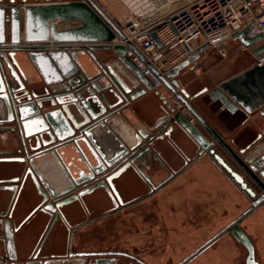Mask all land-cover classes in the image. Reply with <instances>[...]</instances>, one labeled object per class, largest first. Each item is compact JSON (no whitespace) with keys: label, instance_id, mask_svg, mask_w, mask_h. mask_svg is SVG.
<instances>
[{"label":"water","instance_id":"1","mask_svg":"<svg viewBox=\"0 0 264 264\" xmlns=\"http://www.w3.org/2000/svg\"><path fill=\"white\" fill-rule=\"evenodd\" d=\"M159 16L156 12L144 21ZM66 23L78 25L59 28ZM159 27L149 32L156 46L160 44L154 32ZM253 29L249 25L232 39L253 49L252 54L264 62V28H257L247 39ZM117 39H125L121 25L98 0H0V108L6 116L0 118V124H9L0 127V132H11L7 145L19 143L24 153L19 158L0 157V173L21 175L27 203L40 200L37 228L39 223H53L55 211L98 188L110 189L116 195L113 182L145 153L153 152L147 144L153 139H169L176 126L193 139L199 155L207 157L248 202L241 214L193 254L229 234L246 250V264H256L254 246L240 225L264 206V63L213 90L189 96L180 89L176 76L200 56L216 55L215 48L203 45L187 62L160 77L205 130L206 137L154 89L126 57L127 48L116 44ZM128 47L132 48L130 44ZM94 51L107 53L105 59L100 60ZM79 55L87 56L86 64ZM152 92L161 104L158 116L151 126L133 123L127 114L134 115L136 104ZM201 93L218 103L221 111L243 118L245 127L229 140L222 137L190 103ZM68 148L83 156V161L77 159L84 164L82 170L72 172L70 165L64 164L58 152H68ZM12 182L0 179V192L13 193V187L6 186ZM88 182L90 186H86ZM81 185L84 188L80 189ZM13 229V222L0 220V264H54L59 259L48 249L38 256L41 248L33 256L25 247L11 253L8 241ZM71 255L85 259L114 254Z\"/></svg>","mask_w":264,"mask_h":264},{"label":"crops","instance_id":"2","mask_svg":"<svg viewBox=\"0 0 264 264\" xmlns=\"http://www.w3.org/2000/svg\"><path fill=\"white\" fill-rule=\"evenodd\" d=\"M98 1L121 27L129 22L141 20L150 14L146 13L147 15L144 17H142L143 14L137 16L129 8H120L119 3L118 7H108L105 0L106 5L101 0ZM160 11L161 9L156 12ZM172 13L174 12H160L165 16ZM21 25L23 26V23ZM77 25L76 23H66L60 25L59 28ZM256 31L257 28L248 32L247 39L253 37ZM229 43L230 41L224 46V49L227 48L228 51L226 52L228 57L224 62L216 55L209 58L200 56L195 63L189 64L181 70L176 76L178 82L182 83L181 86H184L190 94H196L205 89L210 91L219 84L257 66L258 61L257 57L252 54L253 49L245 48L237 40L231 39L233 45ZM237 48L242 49L243 52L237 51ZM93 53L100 60L105 59L107 54L103 51H94ZM78 59L86 64L88 58L79 55ZM196 64L200 65L191 71ZM36 77L38 78V76ZM183 78L190 79L192 82L183 81ZM149 103L151 107L159 104L154 98ZM194 104L206 122L228 140L245 127L243 118L236 119V115L221 111L219 104L211 102L206 93H201L194 100ZM182 114L185 115L184 112ZM127 117L133 123L135 122L131 114H127ZM0 118H6L2 108H0ZM195 126L202 134L207 135L199 124L196 123ZM170 136L169 139L164 138L163 147L156 152L155 158L149 155L143 163L142 171L148 182L138 173L130 171L125 176L126 185L116 184L123 203L145 196L147 198L135 207L99 219V216L106 214L112 208L110 199L105 197L101 202L90 204L82 214L75 215L71 219L67 232L63 233V240L69 234L73 238L72 247L70 250L63 247V250L66 251L62 250L61 254H65L66 257L61 259L60 264H80L79 258L71 254L84 252L113 253L114 255L129 253L145 260L137 253L139 248L152 250L149 255L151 261L145 260L147 264H155L152 260H157V263L159 260L161 262L165 260L162 264H166L171 260L169 253H173L171 254L172 261H175L176 257V260L182 259L199 246L201 247L221 229V227L219 228L220 220L224 227L239 215H236V210L241 204H247L248 207L244 196L220 170L207 157L198 155V146L190 136L176 126ZM72 158L74 164L83 168V165L77 162V154L68 150L65 159L69 162ZM72 172L74 171L72 170ZM21 197V201L27 203V191L24 190ZM28 208L27 206L22 207V215L29 212ZM3 209L0 207V212ZM82 223L85 225L80 227ZM240 227L254 246L256 264H264V206L245 219ZM212 230L214 233L210 235V238L201 242L197 241L203 234L210 233ZM22 234L23 236H21ZM22 234L18 238L15 237L16 248L19 245L20 248L25 245L26 250H32V247L39 241L41 231L37 230L32 222L24 228ZM183 235H193L194 238L190 237L189 242L185 243L181 241ZM196 235L199 238H196ZM156 236L161 237L159 245L154 243ZM221 238L212 242L193 263L246 264V250L231 237L232 240L228 238L229 240L225 242H220ZM185 251L188 252L187 255ZM180 252H184L182 256L179 254ZM44 253L45 251H42L41 255ZM112 259L118 263L125 262L117 256ZM94 260V258H90L88 261L94 263Z\"/></svg>","mask_w":264,"mask_h":264},{"label":"built area","instance_id":"3","mask_svg":"<svg viewBox=\"0 0 264 264\" xmlns=\"http://www.w3.org/2000/svg\"><path fill=\"white\" fill-rule=\"evenodd\" d=\"M158 25L154 34L160 46L149 38V32ZM249 25L264 28V0H193L168 16L162 14L148 23L142 18L123 25L125 39H117L116 44L127 48L126 57L159 94L176 110L187 114L160 77L187 62L203 45L215 48L216 56L225 57V44ZM260 58L257 57V66L261 67L264 62Z\"/></svg>","mask_w":264,"mask_h":264},{"label":"flooded vegetation","instance_id":"4","mask_svg":"<svg viewBox=\"0 0 264 264\" xmlns=\"http://www.w3.org/2000/svg\"><path fill=\"white\" fill-rule=\"evenodd\" d=\"M181 84L182 83H179L180 89L185 90L189 96H194V95L200 93V92H198L196 94H190L184 86H181ZM200 95H198V96H200ZM198 96H196L193 100L190 101V103L193 105V107L196 110H197V108L194 104V100ZM152 98H154L157 102H159L157 96H155L154 92H152V93H150V96L148 98H145L144 101L138 102L136 104V106L134 108V112H133L134 115H132V118L134 119L135 124L141 123L142 125L149 124L151 126L152 122H154V120H155L154 118L156 116H158L159 107L161 104L159 102V104L157 103L156 106L153 105L151 107V104L149 103V101H151ZM183 108H184L183 110H185L187 114H185V115L182 114L183 113L182 111H179V113L182 114L184 117L188 118L189 122L195 126V124L197 122L194 120L193 117L190 116V114L185 109V107H183ZM197 112H198V110H197ZM151 120H153V121H151ZM8 125L9 124H0V127H6ZM10 134H11V132H9L7 130L0 132V157L1 158L23 157L24 153L22 152V149L20 148L19 143H17V145L14 147L12 145H10V146L7 145L8 139H9L8 137L10 136ZM164 138H166V137H164ZM164 138H163V140H164ZM163 140L161 141V140L153 139L149 144H147V146L153 152L145 153L143 155V158L141 157L140 159L136 160L134 165H131L123 174H121L119 176V178L115 182H113L116 195L113 194L112 190H110V189L107 192V191H105L104 188H98L88 195H85L81 198L73 200L70 204L66 205L61 210L55 211V214L57 213V216H56V220L53 223H51V221H49L50 223L46 224V225H42L39 223V225H38L39 228L37 227V230L41 231V236L39 238V241L36 242V244L32 247V250H29V249L26 250L28 255L30 254L33 256V254H36L37 250L39 248H41L39 251V254H38V256H41V252L43 251V249H44V251L48 249V251H50L51 254H53L55 256H60L59 259H57L56 263H54V264H60L61 259H63V257H66L65 254H64L65 256L61 254L63 247L66 250H70L72 247L73 238L69 234L68 237L67 238L65 237V239L63 240V238H64L63 233L65 231L67 232V229L71 224V219H73V217L75 215H77L79 213L82 214L85 210H87V208L90 204H92V203L96 204L98 202H101L102 200H104L105 197H108L110 199V201L112 203V208L106 214L99 216L98 217L99 219L102 218L103 216L112 215V214L117 213L121 210L131 208V207H135L138 204L142 203L147 198V196L141 197V198H136V199H134L128 203H123L121 200V197L119 195L116 184L119 183L120 185H123V184L126 185L127 179L125 178V176L130 171H132L134 173H138L140 176H142V178L144 180H146L148 182V179L146 178V176L144 175V173L142 171L143 163L145 162L147 156H149V155L152 158H155L156 152L159 151V149H161L163 147ZM144 147H146V146H143L142 148H144ZM198 150H199V148H198ZM62 152H63V150H60L58 153L61 154L62 158L65 160L64 161L65 165L66 164L70 165L71 170H75V169L82 170V169H80V166L78 164H74L73 161H71L72 159L69 160V162L66 161L65 156H67L68 152H65V153H62ZM86 155H88V153H86ZM198 155H199V153H198ZM199 156H202V155H199ZM82 157H83L82 155L80 157L77 156V159L79 158L80 160L83 161ZM80 164H82V163H80ZM82 165L84 166V164H82ZM87 172L88 171L85 170V173H87ZM17 178H19V181L15 182L14 179H17ZM0 179L13 181L9 185H6L7 187H9V186L13 187V189H14L13 193H9L10 195L8 196V194L0 192L1 197H3V202L0 203V207L4 208L0 212V220L3 222H8V221L13 222V227L15 228V230L13 229V231L11 232L12 235H10V239L8 241V246L11 245V247H12L11 253H13L14 251H19V249H20V245L16 248V245H15V239L16 238L15 237H17V238H18V236L20 237V235L22 234V231L24 230L25 227H27L28 224H32V222H33V226L35 225V221H37V218L39 215V210L41 208V206H39V208H38V205L40 204V200L36 201V203L32 204V205L28 204V203H24L21 201V199H22L21 196L24 193V189L21 188V186H20L21 175H19V174L4 175L3 173H0ZM86 184H87L86 186L91 185L90 182H88ZM79 188L82 189V188H84V186L81 185ZM152 189L154 190L155 188H152ZM151 194H152V192H151ZM25 206L29 207L27 209V211H29V212L22 215V207L24 208ZM83 225H85V223H82L80 225V227ZM49 226H51L50 229H49ZM21 236H23V234ZM54 244L55 245L58 244V246H57L58 248L51 250L50 248ZM1 245L3 248L5 245L4 242H2ZM23 247L26 248L25 245H23ZM198 249H200V246H199V248H197L196 250H194L193 252H191L187 256H184L182 259H178V261L175 264H192L199 255H201L203 252H205V249H201L197 253L193 254ZM66 250H63V251H66ZM118 254L105 256V257H91V258L95 259L94 263H91L90 261H88L90 259V257L85 258V259L79 258L78 260H79L80 264H147L145 262V260L137 258L133 255H130L129 253H118ZM114 256L122 258L125 262L124 263L115 262V260L112 259V257H114Z\"/></svg>","mask_w":264,"mask_h":264},{"label":"rangeland","instance_id":"5","mask_svg":"<svg viewBox=\"0 0 264 264\" xmlns=\"http://www.w3.org/2000/svg\"><path fill=\"white\" fill-rule=\"evenodd\" d=\"M105 1H106V4H108L107 5L108 7L109 6L110 7L117 6L118 3H119L120 5H118V6L120 8L121 7L122 8L124 7L126 9L129 8L130 10H133V11H131L132 13L136 14L137 16H140V15L143 14L142 17H144V15H147L146 13H150L151 15L149 14V16H153L154 14H156V11L160 10V9H161L160 12L163 11L165 13L166 12H176V11L180 10L186 3L190 2V1H193V0H105ZM105 1L101 0V2H103L104 4H105ZM168 8H169V10H167ZM144 18H146V16ZM229 41H230L229 44L233 45V43H231V39ZM236 50L240 51V52H243L242 49L240 50V48H237ZM226 52H228L227 48L225 50V57L218 56V58H220V60H222L223 62L228 57ZM199 65L196 64V66L192 67L193 69H191V71L195 70ZM183 81L192 82L190 79H187V78H183ZM232 137H234V136H232ZM246 208H247V204H243V205L241 204V206L236 210V215L237 214H241ZM222 223L223 222L220 220L219 228L220 227L222 228V225H223ZM213 233H214V230H212L210 233L203 234L200 238L198 237V235H196V238H199L197 241L201 242V241L207 240L208 238L211 237L210 235L213 234ZM229 236H230L229 234L224 235L223 238H221L222 240L220 239L221 240L220 242H225V241L231 239ZM190 237H193V235H183L181 241L185 242V243H188ZM160 239H161V237L156 236L155 241H154L155 245L156 244L159 245L158 242H160ZM165 242H167V241H165ZM186 252L187 251H185V254L187 255L188 252L187 253ZM137 253L139 254V256L141 258L143 257L145 260H148V261L150 260L151 261V259L149 258V255L152 253V250L148 251V250H145V248H139V251H137ZM182 253H184V252H180L179 254H181V256H182ZM171 254H173V253L171 252ZM171 254L169 253V257H170L171 260L169 262H166V264H175L178 261V260H176L177 257L174 258L175 261H172L173 257L171 256ZM152 261L155 262V264H159V263L162 264V262L165 261V260H162V262L159 260L158 261L159 263L156 262L157 260H152ZM166 261H168V260H166Z\"/></svg>","mask_w":264,"mask_h":264}]
</instances>
